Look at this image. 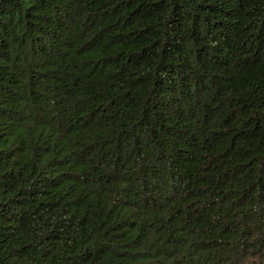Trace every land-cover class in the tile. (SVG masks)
Listing matches in <instances>:
<instances>
[{
	"label": "trees",
	"instance_id": "16d2710c",
	"mask_svg": "<svg viewBox=\"0 0 264 264\" xmlns=\"http://www.w3.org/2000/svg\"><path fill=\"white\" fill-rule=\"evenodd\" d=\"M0 264H264V0H0Z\"/></svg>",
	"mask_w": 264,
	"mask_h": 264
}]
</instances>
